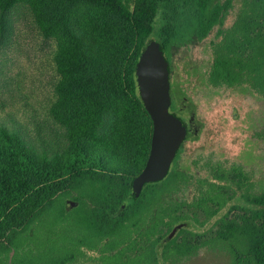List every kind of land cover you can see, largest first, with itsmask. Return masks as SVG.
Returning <instances> with one entry per match:
<instances>
[{
    "label": "trees",
    "instance_id": "trees-1",
    "mask_svg": "<svg viewBox=\"0 0 264 264\" xmlns=\"http://www.w3.org/2000/svg\"><path fill=\"white\" fill-rule=\"evenodd\" d=\"M21 1L46 17L61 12L62 33L72 55L89 57L87 62L95 56L83 39L92 35L68 25L67 13L82 2L115 13L126 26V45L120 49L115 44L112 75L102 77L107 69L95 60L78 71L84 79L110 81L112 95L129 100L143 119L129 127V141L117 129L107 146L94 152L89 139L85 143L78 137L63 158L36 154L18 132L0 125V264H158L157 247L164 240L163 257L197 246L196 237L205 233L184 225L191 218L199 221L197 210L205 213L206 222L214 220L216 238L232 243L231 264H264V190L249 191L242 167L213 168L216 181L199 180L208 187L191 200H177L176 189L192 181L180 171L147 183L139 196L133 195L153 130L137 83L143 50L156 42L170 53L175 45L204 40L218 27L211 42L209 84L264 95V0H239L228 26L225 20L235 0H0V6L7 11ZM85 102L82 98V105ZM106 156L113 160L108 162ZM182 205L195 209V215L181 214Z\"/></svg>",
    "mask_w": 264,
    "mask_h": 264
},
{
    "label": "rangeland",
    "instance_id": "rangeland-1",
    "mask_svg": "<svg viewBox=\"0 0 264 264\" xmlns=\"http://www.w3.org/2000/svg\"><path fill=\"white\" fill-rule=\"evenodd\" d=\"M238 9L239 0H235L225 26L233 23ZM61 15L57 10L47 17L35 13L23 1L7 11L0 6V125L18 132L32 151L49 158L65 157L78 137L85 143L89 139L94 152L110 142L117 129L129 141V127L137 124L134 120L143 119L129 100L112 95L110 81L84 79L82 70L78 71L81 65L91 66L95 60L107 69L100 70L102 77L112 75L115 44L120 49L126 45L123 21L109 9L86 2L67 13L68 25L80 26L82 34L92 35L83 39V45L95 56L87 62L89 57L72 55L62 33ZM217 31L215 27L206 39L188 46L175 45L170 53H164L172 64L174 89L178 87L182 96H189L186 103L193 100L197 117L209 122L198 140L187 143L183 153L181 162L194 175L189 185L177 191L179 202L191 200L196 195V180L211 177L210 169L220 165L242 167L249 177V191L264 190V95L207 84L213 61L211 42ZM106 159L113 160L111 156ZM179 211L193 216L196 210L185 207ZM196 212L198 222L191 218L182 223L205 233L202 238L196 237L197 246L188 253L163 257L164 240L157 247L158 264H231L232 243L216 238L217 227L211 228L214 220L206 222L205 213ZM161 229L166 231L165 227Z\"/></svg>",
    "mask_w": 264,
    "mask_h": 264
},
{
    "label": "water",
    "instance_id": "water-1",
    "mask_svg": "<svg viewBox=\"0 0 264 264\" xmlns=\"http://www.w3.org/2000/svg\"><path fill=\"white\" fill-rule=\"evenodd\" d=\"M169 64L161 46L150 43L142 52L137 67V83L146 110L153 121V134L147 162L133 182V195L139 196L147 183L163 180L169 173L186 130L182 122L169 110ZM181 224L175 226L172 239Z\"/></svg>",
    "mask_w": 264,
    "mask_h": 264
},
{
    "label": "flooded vegetation",
    "instance_id": "flooded-vegetation-1",
    "mask_svg": "<svg viewBox=\"0 0 264 264\" xmlns=\"http://www.w3.org/2000/svg\"><path fill=\"white\" fill-rule=\"evenodd\" d=\"M189 45H192V43H189ZM168 64H169V62H168ZM169 69H170V74H169V92H170V98H171V103H170L169 110L175 117H177L182 122V124L184 125L185 130H186V135H185V138L183 139V141L180 144V147H179V149H178V151L176 153V156H175V158H174V160H173V162L171 164L169 173H168V175L166 177H168L169 174L172 173L173 171H180V172H183V173H188L189 175L192 176V175H194V173H192V172L190 173V170H189L190 168H188V165H186L183 162H181V159L183 157V153L185 152V149L187 148V143L190 140H192V141L198 140L200 135H201V133L207 127V124H209V122L204 120V119H199L197 117L198 116V115H196V112H197L196 107L197 106L195 105L193 100H190V101H188L189 103H186L187 98L189 96L188 97H185L184 95L182 96L183 92L178 87L174 89L173 80H172V73H173L172 65L169 66ZM207 84L208 85H212L214 87H220L221 86V85L220 86H215L213 84H209L208 75H207ZM241 91L243 92V90H241ZM255 92H257V91H255ZM257 93H259V92H257ZM152 125H153V121H152ZM152 134H153V130H152ZM151 140H152V137H151ZM150 148H151V144H150ZM149 153H150V150H149ZM210 176L211 177H208V178H205V179H197L196 180L197 181L196 194H198L201 189H204V188L208 187L207 185L199 183V180L216 181V178L213 177L214 176V169L213 168L210 169ZM182 187H183V185H181L176 190L178 191ZM182 207L185 208L186 205H182Z\"/></svg>",
    "mask_w": 264,
    "mask_h": 264
}]
</instances>
